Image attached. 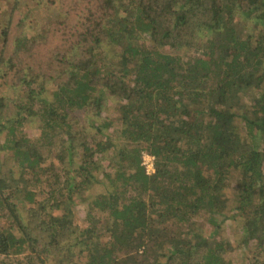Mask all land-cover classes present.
<instances>
[{
	"label": "trees",
	"instance_id": "16d2710c",
	"mask_svg": "<svg viewBox=\"0 0 264 264\" xmlns=\"http://www.w3.org/2000/svg\"><path fill=\"white\" fill-rule=\"evenodd\" d=\"M20 1L0 264H264V0Z\"/></svg>",
	"mask_w": 264,
	"mask_h": 264
},
{
	"label": "rangeland",
	"instance_id": "374dc122",
	"mask_svg": "<svg viewBox=\"0 0 264 264\" xmlns=\"http://www.w3.org/2000/svg\"><path fill=\"white\" fill-rule=\"evenodd\" d=\"M33 2H34V5H33ZM12 3H13V0H0V14L2 12L3 13H7V11L10 10V7H11ZM35 5H36V0L35 1L34 0H21L20 3L18 4V7H19V9L22 12H26L27 9H30L32 6H35ZM46 17H47V14L45 12V5L35 8V18L37 20H39V19H43L44 20V18H46ZM0 20H1V18H0ZM34 22H35V20L32 23H30V24L28 23V24L33 26ZM0 93L4 94L5 96L8 95L5 92V90H1ZM37 132H38L37 130L32 132L34 137H36V135H37L36 133ZM77 217L79 219L78 223L80 225H82V224L83 225H87V221H85L83 213L78 212V216ZM227 230H228V227L226 226L224 231H227ZM234 246H235V248H237L235 243H234ZM233 256H234V253H233Z\"/></svg>",
	"mask_w": 264,
	"mask_h": 264
},
{
	"label": "built area",
	"instance_id": "2783aa9c",
	"mask_svg": "<svg viewBox=\"0 0 264 264\" xmlns=\"http://www.w3.org/2000/svg\"><path fill=\"white\" fill-rule=\"evenodd\" d=\"M153 162L154 158L151 156H148L146 154L143 155L142 158V165L145 167V170L147 173H152L153 172Z\"/></svg>",
	"mask_w": 264,
	"mask_h": 264
}]
</instances>
